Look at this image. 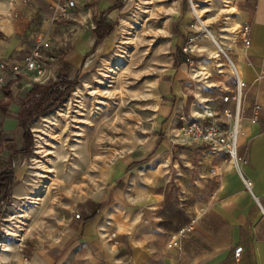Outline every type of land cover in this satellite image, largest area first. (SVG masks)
I'll return each instance as SVG.
<instances>
[{"label":"crops","instance_id":"crops-1","mask_svg":"<svg viewBox=\"0 0 264 264\" xmlns=\"http://www.w3.org/2000/svg\"><path fill=\"white\" fill-rule=\"evenodd\" d=\"M126 1L86 0L64 17L57 0H0V62H8L6 80L12 83L0 89L5 137L0 153L7 152L0 171L12 166L13 151L23 147L20 111L32 87L42 83L28 69L15 78L12 66L25 67L26 56L42 40L45 47L53 46L61 69L79 70L97 41V22L113 27ZM119 2V8L109 10ZM234 10L239 30L249 27L250 40L245 46L238 30L221 46L245 83L241 172L225 154L176 135L186 121L219 109L223 90L234 85L233 79L219 83L216 50L208 54L211 49L200 36L193 48L202 46L207 53L181 54L176 67L156 83L163 127L155 148L139 165L121 163L108 203L85 201L83 220L69 222L43 245L14 252L9 264H264V0H235ZM253 104L260 107L256 121L250 119ZM243 175L252 183L251 192ZM236 247L242 248L238 257Z\"/></svg>","mask_w":264,"mask_h":264},{"label":"rangeland","instance_id":"rangeland-1","mask_svg":"<svg viewBox=\"0 0 264 264\" xmlns=\"http://www.w3.org/2000/svg\"><path fill=\"white\" fill-rule=\"evenodd\" d=\"M234 6L235 0H127L108 38L79 70L61 69L50 59L53 46H43V74L36 80L49 85L75 79L76 85L57 110L30 125L32 153L13 155L10 202L0 208V264L83 220L85 201L108 203L121 163L139 165L155 148L163 127L156 83L176 67V50L189 54L183 48L191 45L193 53H207L193 48L203 36L212 54L239 30ZM6 155L1 152L0 161Z\"/></svg>","mask_w":264,"mask_h":264},{"label":"built area","instance_id":"built-area-1","mask_svg":"<svg viewBox=\"0 0 264 264\" xmlns=\"http://www.w3.org/2000/svg\"><path fill=\"white\" fill-rule=\"evenodd\" d=\"M58 10L60 16H68L69 13L77 8L79 5L85 3L86 0H57ZM196 22L199 26H203L199 23L200 16L194 11ZM194 26V25H193ZM249 27L244 26L239 30V36L242 39L245 46L249 45L250 40L248 38ZM210 34V33H209ZM193 39L190 38L188 43H191ZM44 42L40 40L39 44L35 47L33 52L26 56L25 67L20 65L12 66V74L15 76L24 73L26 69L34 70L38 74H43L42 48ZM190 47V45H189ZM183 52H190V48H183ZM50 59H54L50 57ZM213 59H216V72L219 74V83L226 84L230 79L234 80L232 87H226L223 90L220 97L221 107L217 110L206 109L203 116H198L195 119L186 121L178 129L177 136L184 139H190L201 143L205 149L221 152L226 155L229 161H232L236 169L241 172V165L245 163V156L238 153L240 147V136L242 129V121L246 112V107L243 105V88L245 83L239 78L235 64L228 55V53L221 47L216 48V54ZM9 67L8 62H0V89L6 84V71ZM224 68L226 70H224ZM199 77L204 80L208 75L204 72L197 71ZM260 107L258 104H253L250 108L251 121H256L259 116ZM244 187L247 191L251 192V181L242 176ZM263 216L264 209L260 207ZM80 214L77 213L76 217L80 218ZM193 222V221H192ZM184 231V228L180 230V233ZM242 248L236 247L234 249L235 257H238Z\"/></svg>","mask_w":264,"mask_h":264},{"label":"trees","instance_id":"trees-1","mask_svg":"<svg viewBox=\"0 0 264 264\" xmlns=\"http://www.w3.org/2000/svg\"><path fill=\"white\" fill-rule=\"evenodd\" d=\"M121 3L109 8L115 9L119 8ZM112 32V26H108L103 20L97 22L96 28L93 33L97 35V41L92 49L95 52L99 44L102 43L104 38ZM182 54L180 49L175 52V63L178 64L182 60L180 55ZM87 55V56H88ZM12 83L7 84V88H10ZM76 85V80H65L62 83H54L49 85L35 84L29 91L27 97L23 101V105L20 111V129L22 131V142L23 147L21 149H15L12 154H23L30 155L34 149V135L30 129L31 123L35 118L48 114L54 110H57L64 101L71 95L74 87ZM6 94L11 95V91L5 89ZM0 121V146L2 147L5 137L3 131L1 130ZM14 182V170L13 167H7L0 171V194H2V201L0 202V208L3 204H8L11 197V187ZM185 224V222H179V226Z\"/></svg>","mask_w":264,"mask_h":264},{"label":"bare ground","instance_id":"bare-ground-1","mask_svg":"<svg viewBox=\"0 0 264 264\" xmlns=\"http://www.w3.org/2000/svg\"><path fill=\"white\" fill-rule=\"evenodd\" d=\"M202 25V24H201Z\"/></svg>","mask_w":264,"mask_h":264}]
</instances>
